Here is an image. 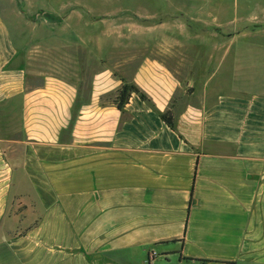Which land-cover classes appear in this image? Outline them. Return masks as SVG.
<instances>
[{
    "label": "crops",
    "instance_id": "1",
    "mask_svg": "<svg viewBox=\"0 0 264 264\" xmlns=\"http://www.w3.org/2000/svg\"><path fill=\"white\" fill-rule=\"evenodd\" d=\"M190 1L0 2V264H264V0Z\"/></svg>",
    "mask_w": 264,
    "mask_h": 264
},
{
    "label": "rangeland",
    "instance_id": "2",
    "mask_svg": "<svg viewBox=\"0 0 264 264\" xmlns=\"http://www.w3.org/2000/svg\"><path fill=\"white\" fill-rule=\"evenodd\" d=\"M176 1H178V4H182L181 6H183V5H185L186 4V6L185 7H183V8H185V9H187L188 10V12H190V13H192V14H195V13H200V14H204V15H207L206 14V11L208 10L207 9V7H203L202 9H200V10H198V8L197 9H195L196 7H192V6H190V5H188L187 6V3H189V2H191L190 0H176ZM216 1H218V0H195V1H193V5L195 6V5H197V3H207V6H209L210 4L209 3H216ZM228 1L229 0H225V3H228ZM0 2H2V0H0ZM50 3H57V1H50ZM192 5V4H191ZM231 15V14H230ZM230 15H227V14H225V15H222V19H223V23L225 24V25H227V26H230L231 27V25H230V21L228 20L230 17H232V16H230ZM41 16H43V15H41ZM230 16V17H229ZM206 17V16H205ZM226 17V18H225ZM208 18V17H207ZM262 19V21H264V17H262L261 18ZM229 21V22H228ZM231 21L233 22V17H232V19H231ZM242 21V20H241ZM260 22V21H259ZM187 23L190 25V28H191V33H198V34H202L203 35V38H207V39H209L210 37H213V39H227L228 38V35H227V33L226 32H223V31H221V30H219V31H213V32H211V31H204V32H202V31H200V28H201V26H199L196 22H193L192 20H187ZM256 23H258V22H256ZM232 24V23H231ZM234 24H235V22H234ZM236 24H242V23H237L236 22ZM177 31H179L178 30V28L176 29ZM180 32V31H179ZM175 33H177V34H179L178 32H175ZM184 34V36H186L187 34H186V32H184V31H181L180 32V34ZM95 34V33H94ZM101 34V33H100ZM236 34V39H238V35L240 34V33H235ZM238 34V35H237ZM229 37H230V35H229ZM202 38V39H203ZM259 40V39H258ZM258 40L257 41H254L253 42V40L251 41V43H257L258 42ZM244 41H243V39L242 38H240V40H238L237 42H236V44L234 45V48H231V49H229V56H230V58L233 56V55H236V57H241V59L242 58H244V56H245V54L246 53H248L249 52V54L252 56V57H258L259 56V54H258V52L259 51H261L259 48L257 49V47H251V46H249L250 48H248L246 45H245V47H244ZM249 45V44H248ZM196 51V50H195ZM195 51H194V49H189V53H187V56H190V57H196V53H195ZM261 53V52H260ZM236 83H238L237 84V86L236 87H238L239 85L240 86H243L242 85V83H243V80L241 79V81H237ZM240 83V84H239ZM250 85L251 84H249L248 85V87L247 88H253V87H250Z\"/></svg>",
    "mask_w": 264,
    "mask_h": 264
},
{
    "label": "trees",
    "instance_id": "3",
    "mask_svg": "<svg viewBox=\"0 0 264 264\" xmlns=\"http://www.w3.org/2000/svg\"><path fill=\"white\" fill-rule=\"evenodd\" d=\"M135 92L140 95V97L144 100H148V97L144 92L141 91V89L135 85L134 83H124V85L121 87L118 93V100L117 105L119 108H122L127 101L129 100V97L131 94ZM162 119L172 128H174V117L171 110H168L161 114Z\"/></svg>",
    "mask_w": 264,
    "mask_h": 264
}]
</instances>
